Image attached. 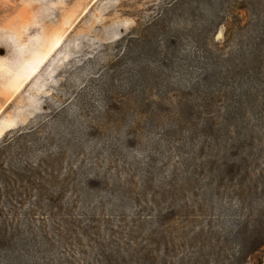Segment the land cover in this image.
<instances>
[{"label": "rangeland", "instance_id": "obj_1", "mask_svg": "<svg viewBox=\"0 0 264 264\" xmlns=\"http://www.w3.org/2000/svg\"><path fill=\"white\" fill-rule=\"evenodd\" d=\"M172 1L0 0V141L28 126L54 141L42 153L21 142L19 168L46 170L54 202L35 212L31 189L25 208L4 210L0 259L264 264V244L246 250L238 233L264 217V186L238 182L264 180V95L205 97L161 66L168 41L155 23ZM258 1L245 12L242 0H185L184 52L194 51L189 24L194 36L215 28L226 53L248 50L263 27ZM55 119L82 128L68 135ZM241 200L252 208L239 212Z\"/></svg>", "mask_w": 264, "mask_h": 264}, {"label": "trees", "instance_id": "obj_2", "mask_svg": "<svg viewBox=\"0 0 264 264\" xmlns=\"http://www.w3.org/2000/svg\"><path fill=\"white\" fill-rule=\"evenodd\" d=\"M184 4L185 0H173L161 10L156 18L157 23L155 24L162 27L161 29L168 41L167 44L165 43L163 51L159 53L162 58L161 66L165 67L167 63L171 73H179V75L186 76L189 83L193 84V87L205 97H213L218 93L220 97L238 98L240 102L242 101V105L244 98L249 103L250 100L255 101L258 96L262 97V94L264 95V12L259 10L257 21L261 20L260 25L263 24V27L261 29L256 27L257 29L254 31V37L251 38L252 42L249 44L248 50H239L237 52L234 50V52L226 53L224 47L215 45L213 42L215 28L212 27L213 29H211L212 24L207 20L202 28L203 30H209V28L211 30L204 32L203 35L194 36L196 29L190 24L189 28L190 30L192 29L190 32L193 34L187 33L189 31H186L184 27L182 28L183 30L181 29L186 33L187 39H196V41H192L193 43L188 40L194 46V51L190 52L191 54H186L181 46L182 42L178 41V39L183 40L185 37L177 33L182 25L185 26V21L182 19L181 14H177L178 9ZM249 6L250 2L248 0H242L235 9L246 12ZM262 7H264V0L258 1L257 4V9ZM170 27H175V29L171 30L169 29ZM172 37L173 39H171ZM175 39L180 43L179 45ZM172 55L175 58L171 57ZM139 76L141 77L142 75ZM143 81L144 76L139 79L141 84H144ZM249 105L251 107V104ZM51 128H65L62 133L71 135L73 130H80L82 125L79 120H76L74 124V122L62 123L55 119ZM27 139H30L31 142L33 141L35 150L39 153H42L43 150L47 151V148L52 146V142H54L50 139L49 133H45L42 127L39 128L37 126H28L25 130H18L12 134L5 135L0 141V241L7 238L10 228L4 220V210L7 209L15 215L17 211L25 208L31 199L29 194V192H32L31 189L37 192L32 204L35 212H40V210L44 209V200L45 203L51 201L53 204L54 202L48 191V185L51 182L47 181L46 170L33 168V170L27 171L19 168V152L23 149L21 142ZM63 159L64 156L61 155L58 160L62 161ZM47 161L48 159L43 158L39 160L38 164L42 168V165L48 164ZM243 161L249 165L246 171L250 170L249 162L247 160ZM244 179L245 172L238 181L239 185L245 186L249 190H255L256 193L260 190L258 182L264 186V180L262 179L251 180L248 176L246 177L247 180ZM262 190L264 192V188ZM261 196L263 195H260L258 199L263 201L264 196ZM242 201L239 212L243 213L250 207L252 208V205L248 206ZM248 227H250V221H246V226L241 230L239 229L238 233L242 236L241 245L246 250L254 249L255 251L264 244V217L253 225L254 228L251 233L248 231ZM252 235L254 240H250ZM6 262L8 264H20L16 259H0V264H5ZM21 262L27 263L25 261Z\"/></svg>", "mask_w": 264, "mask_h": 264}]
</instances>
